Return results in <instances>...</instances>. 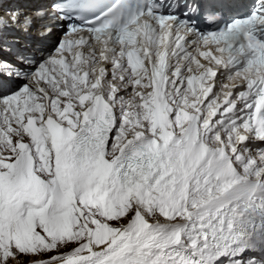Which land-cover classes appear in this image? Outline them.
Listing matches in <instances>:
<instances>
[{
	"label": "snow or ice",
	"instance_id": "obj_1",
	"mask_svg": "<svg viewBox=\"0 0 264 264\" xmlns=\"http://www.w3.org/2000/svg\"><path fill=\"white\" fill-rule=\"evenodd\" d=\"M4 13L0 264H264V0Z\"/></svg>",
	"mask_w": 264,
	"mask_h": 264
},
{
	"label": "bare ground",
	"instance_id": "obj_2",
	"mask_svg": "<svg viewBox=\"0 0 264 264\" xmlns=\"http://www.w3.org/2000/svg\"><path fill=\"white\" fill-rule=\"evenodd\" d=\"M42 30V29H41Z\"/></svg>",
	"mask_w": 264,
	"mask_h": 264
}]
</instances>
